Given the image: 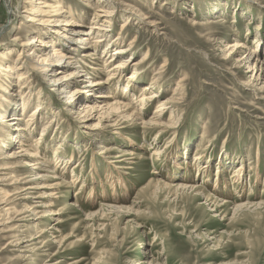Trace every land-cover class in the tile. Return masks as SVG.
Instances as JSON below:
<instances>
[{"label":"rangeland","instance_id":"374dc122","mask_svg":"<svg viewBox=\"0 0 264 264\" xmlns=\"http://www.w3.org/2000/svg\"><path fill=\"white\" fill-rule=\"evenodd\" d=\"M34 1L0 0V96L20 106L12 112V105L6 104L5 110L10 116L20 114L19 127L26 129H9L14 139L1 138L0 148L1 144L7 148L0 151L17 152L19 140L24 146H37L39 161L60 178L57 197L51 200L59 216L54 221L35 220L25 213V221H18V211L27 202L32 207L35 199L12 197L5 207L9 211L0 213L4 221L15 219L0 227V264H264V206L234 209L264 200V0H102L113 17L106 45L96 51L75 42L90 26H97L92 21L102 4L99 0H56L74 13L76 25L71 27L52 23L41 27L29 21L34 16L27 11ZM126 16L128 26L121 30ZM70 29L82 33L74 42L54 33L68 31L71 38ZM38 31L42 39L52 38L54 46L75 57L77 65L88 66L87 81L107 79L103 61L110 54L101 59L105 47L113 52L135 40L134 52L122 59L131 56L142 67L121 70L120 79L100 89H86L83 82L70 85L66 91L78 90L71 99L53 90L40 72L30 71L23 80L18 76L19 52L26 56L31 51L26 41ZM239 41L247 49L232 56L229 45ZM253 50L262 63L248 73L236 60ZM147 53V62H142ZM136 68L144 72L134 85L128 78ZM71 70L68 67L66 73ZM156 77L151 92L162 96L153 104L133 103L132 98L141 96ZM181 79L180 90L175 91ZM128 85L135 90H126ZM124 89L133 96H125ZM109 92L116 93L122 104L132 102L145 122L174 92L178 98L170 104L172 115L166 114L169 122L161 135L140 120L96 109L83 112L84 103L92 106L100 102L98 95ZM39 105L44 109L32 124L28 120ZM2 128L0 134L5 133ZM44 130V139L37 144ZM0 159V168L13 163ZM198 166H210L208 176H199ZM239 166L244 172L237 184L232 174ZM219 167L224 179L216 176ZM12 170L14 176H23L25 169ZM6 172L0 171L5 184L0 191L13 193L6 185L12 183L7 179L11 173L4 176ZM217 179L227 186L226 190L220 186L224 193H215L217 200L232 202L220 208L205 200ZM186 183L201 185L203 195L173 187ZM3 198L0 194V202H6ZM72 202L77 207H70Z\"/></svg>","mask_w":264,"mask_h":264},{"label":"bare ground","instance_id":"6f19581e","mask_svg":"<svg viewBox=\"0 0 264 264\" xmlns=\"http://www.w3.org/2000/svg\"><path fill=\"white\" fill-rule=\"evenodd\" d=\"M52 1L54 2L53 4L50 3ZM55 1L56 0H35L34 2H32V3H34V5L30 6V10L27 11V13H29V16L33 15L34 17L28 18V20L32 21L33 23H37V25L41 26V27H44L45 25L51 24V23L55 26L57 25L58 27H61V26L71 27L72 25H76L74 23L75 21H73L74 20V18H73L74 13L72 12V10L69 8L67 9V8L62 7L60 2L57 3ZM8 2H10V0H8ZM99 3H102V4H101V6L98 7L97 13L96 12L94 13L95 18L92 21V23H94V22L97 23V26L96 25L90 26L89 30L84 32V34L81 33L80 29H70L69 33L72 36V37L70 36L71 38H68L66 35L68 31L65 34H63V33L60 34L58 32H54V33H56L58 36H61V39L62 38H63V40L68 39L71 42H74V36H78L81 33L83 36L80 37L75 42V46H77V47L80 45L83 47L84 46L94 47V49L96 51V49H98L99 47L105 46L106 45L105 39H107L108 33L111 32V26H110L111 20H110V18L113 17V10H110L109 4L104 3V1H102V0H99ZM86 6L88 7L89 10H92L93 6H90L89 4H87ZM128 9H126V12L128 14H132L133 12H131ZM36 16H40V18L37 19ZM126 17H127V19L121 25V30H124L128 26L129 16H126ZM147 25L151 26L153 24L147 23ZM41 27H39V28H41ZM40 31H41V29H40ZM40 31H38L37 36H34L31 39H29L28 41H26L27 43L25 45L28 46L31 51L26 56H25V54L22 53V51L19 52V56L22 59L18 60L19 62H18V65L16 66L17 67L16 70L19 71V73H20V74H18V76H19L20 80H23V79H25V75L28 76L30 74V71L31 72H40L44 75V78H46V80L48 81V84L52 88L54 87L53 90L60 91L61 94L62 93L67 94L66 96L71 95V99H73L74 94L77 93L78 90L74 89V90L66 91L68 89V87H70V85L78 86L83 82L86 84L84 86L86 89L87 88H91V89L98 88V89H100L102 87H105V85L106 86L109 85L111 82L112 83L115 82V78H117V80H118L119 76H121V73H120L121 70H123V69L127 70L129 67H138V68L142 67L140 63L139 64L134 63V59L131 56H128L127 58L122 59V58H124L123 56L130 54L131 52H134V48H135V46H134L135 42L134 41L135 40H133L131 42V44L127 45V46L118 47L115 49L110 48L113 50V52L109 51L108 47H105L102 50L101 59L105 58L107 55L110 54V56H108V59L103 61V67L106 69V72H107L106 73L107 79L104 80V79H101L102 78L101 77L98 80L94 81L95 79L92 80L91 78H89L90 80L87 81L85 79H87L86 76H88L89 73L87 70H85V68L88 66H86V64L85 65L82 64L81 66L77 65L80 63H78L76 61L75 57L72 58L71 55H66V54H70V53L65 52V54H64L62 52V49L59 48V46L58 47L54 46V44H56V43H54L53 40H51L52 38L48 42H47V40L45 41L44 39H42L41 35H40V34H42V32H40ZM93 35H96L95 41H93V38H91V36H93ZM48 37L50 38V36H48ZM76 43H77V45H76ZM121 43H122V41L119 42V45ZM81 46H80V48H82ZM37 47H39V49ZM111 47H114V46H111ZM48 49H49V51H48ZM229 49H230L229 53L232 56H234L236 53H240L241 51H243V49H247V46H246V44L239 41V42L234 43L233 45L230 44ZM71 51L74 52V50H72V49H71ZM255 51L256 50H253V52L251 51L252 53L249 52L248 54L245 53L242 59L236 60L238 65L239 64L246 65L248 73H254L257 65L262 63L260 60H258L256 55H254V56L252 55L255 53ZM92 54L89 55V57H92ZM253 57H254V59H256L255 62H252ZM93 58H95V57H93ZM147 58H148V53L142 57L141 61L147 62ZM63 59H65V60L63 61ZM94 60L99 61L100 57L99 58L97 57ZM84 63H86V62H84ZM144 64L145 63H143V65ZM68 67H71L72 70L67 74L66 72H67ZM54 68H58V70L48 74V72H50ZM138 68H136L137 70L134 71V75L132 74L130 76V78H128L130 80L129 81L130 83L133 82V84H134V82L137 81L138 77L142 76L144 71H142V69L138 70ZM89 69L94 71V68H89ZM160 69H161L160 71H162V68H160ZM160 71L157 72L156 75H159L161 73ZM7 72H9L8 69H7ZM158 79L159 78H157V77L153 78L151 83H150V87L145 86L143 89V94H141V96L136 97V98L133 97L132 100L133 99L136 100V102H133V103H135V104L137 103L138 105H143V104L147 105V104L155 103L156 100H158L162 96L158 92H155V91L151 92V90L155 88L156 82ZM182 81H183V79H181L178 82L177 87L175 88V91L180 90ZM243 85L247 86V84H243ZM133 87L134 86L130 87L128 85L125 88H126V90L128 88H130V90H131V88H132V90L134 91L135 88H133ZM260 90L258 91V93L262 92ZM146 92H148V93H146ZM122 93L125 96H133L132 94H129L128 91L125 92V89L123 90ZM116 96H118V95L114 92H109L107 94L98 95L97 98L100 99V102L96 101L94 103V105H92V106H89L86 103H84L83 104V107H84L83 112H91L92 110L96 109V111H100V112L102 111L101 113L106 114V112H107V114H111V115L117 114L118 117H123V118H127V119L131 118V120H133V119L140 120L141 124H143L144 126H150L151 130L157 131L158 133H160L163 129L164 130L167 129V123L169 121L165 120L166 114L169 113L170 116L172 115V110H171L170 104H173L175 102V100L178 98V94L176 92H174L172 94V97H170L168 100H165L160 106H157L155 108L151 118L145 122L144 119L142 118L144 116V115H142L143 113L138 111L140 109H136V107H133L132 102L131 103L129 102L128 104L127 103L122 104V103L118 102L116 99L117 98ZM17 99L22 100L23 96L20 98H17ZM6 104L12 105V107H11L12 112H15L18 108H20V106L18 107L17 104H15V102L9 101V100H7V98L0 96V125L3 126V128L5 129V133L0 134V142L3 141L1 139L3 137H6V139H14L13 135L11 134L12 133L11 131L17 132V131H25L26 130L23 127H19L20 121L23 120L22 117L19 116L20 114L19 115L15 114V115H11V116L7 115V113H6L7 111L5 110ZM70 104H72V102H69V105ZM20 105H21V110L23 112L26 104L22 101V102H20ZM42 105L43 104H41V106ZM41 106L39 105L36 108V110L31 114V116L28 120L29 122L31 121L30 123L34 124L33 121L35 120V117L38 115V113L40 111H42L44 109L43 107L41 108ZM42 114H44V113H42ZM28 121H27V123L29 124ZM49 125H51V124H49ZM47 127L45 128V130L48 129ZM9 129L11 131H9ZM45 130L42 132L40 139L36 142L37 144L44 137V132L47 131V130L46 131ZM21 133H24V132H21ZM160 134L163 135L162 132ZM18 142H19V144H18L19 148H18L17 152L15 151L13 153H8V151H6V152L0 151V153H1L0 156H2L3 160H6V161L13 160V163L10 162V165L7 164V165L2 166L0 168V171H7L5 174H3L4 176L9 175L11 173L10 174L11 176L8 177L7 179L12 180V183L6 184V185L13 189L12 190L13 193H3L2 190H1L2 191V193H1V191H0V194L3 195V197H4L3 199L6 200V202L5 201L0 202V207H1L0 213L2 214V212L9 211L10 208L5 209V207L9 206L12 203V201L10 200L12 197L17 196L16 198L24 199V198H22L23 196L26 198L34 196V198H32V199H35V201L31 202L32 207L29 204V202H27V204L24 205V208L19 210L21 212L18 211L17 216H19L20 218L17 220L18 221H25V218H24L25 213H30V216H34L35 220H42V219H47V220L52 219L53 221L58 220V218L57 219H54V218L59 216V212H56L55 210H53L51 208V207H53V201H51V200H53L57 197L56 196L57 193H55V192L60 189L59 187L61 186V184L59 182H57L60 178H55L51 174V171L46 169L47 166L45 164H43L42 161H39L41 158L39 157L40 151L37 148V146H34V145L24 146L22 141L19 140ZM36 143H35V145H36ZM5 148H7V147L5 145L1 144L0 149L3 150ZM26 157H27V160H26ZM240 163H241V161H240ZM209 167L210 166H201L199 168V166H198V175L200 176L201 173H203V175L206 174L205 176H208L207 174L209 172ZM15 168L21 169V170L25 169V170H23L24 173L21 174L23 176H14L12 173V171H13L12 169H15ZM222 168L223 167H219V169L217 170L218 172L216 173V176L218 174L221 176L220 179H224L222 176L224 173ZM8 171H9V173H8ZM243 172H244L243 166H239L238 168H236V170L234 171V174H232L233 175V177H232L233 183H237V184L239 183L240 184V180L242 178ZM220 179L215 180V182L213 184V190L211 191V192H213L212 195L209 194L208 196H205L206 202L211 201V203H213L212 205H214L215 208H220L222 206H226L228 203H232L226 199L221 200V201L217 200L218 195L215 193H218L219 191H221L220 189H222V188L220 186H222L223 189H225V190L227 189V186L224 185V184H226V181H223ZM220 181H223V183L221 184ZM4 185L5 184L2 183V181L0 180V186L3 187ZM2 187L0 189H2ZM173 187H174V189H176V191L187 190V191H191V192H196L201 196L203 195V191H202L203 187L199 184H196V183H194V184L186 183V184H181V185H174ZM51 190H53V191H51ZM221 193H224V190H222ZM238 197H241V196H238ZM249 198L250 197L248 196V199ZM43 199H49V200H47V202H46V201H43ZM39 200H41V201H39ZM75 202H77V201L75 200ZM73 203L74 202L69 204V205H71L70 207H74V206L77 207L76 206L77 204L75 203L76 204L75 205ZM2 205H4V206L2 207ZM262 205L264 206V200L261 202H258V203H254L253 201L252 202L247 201V202H244V203H241V204L234 206V209L235 210H237L239 208L252 209L254 207L255 208H261ZM40 208L45 209V210H42L41 212H37V210ZM211 212H217V210L212 209ZM29 219H31V218H29ZM14 221H15V219H9L7 221L0 219V227L8 225ZM19 243H21V242H19ZM19 243H18V245H19Z\"/></svg>","mask_w":264,"mask_h":264}]
</instances>
